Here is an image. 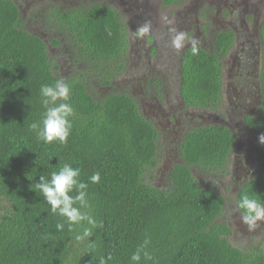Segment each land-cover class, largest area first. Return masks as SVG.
<instances>
[{"label":"trees","instance_id":"1","mask_svg":"<svg viewBox=\"0 0 264 264\" xmlns=\"http://www.w3.org/2000/svg\"><path fill=\"white\" fill-rule=\"evenodd\" d=\"M185 1L164 3L170 8ZM35 19L46 34L57 36L44 39L30 28L15 0H0V264H100L101 257L106 264H134L131 255L146 238L152 259L142 255L140 264H264L262 246L241 249L231 243L234 232L223 220L227 200L203 187L193 173L199 168L225 174L237 140L231 130L217 126L190 132L179 150L181 162L168 174L170 186L146 183L165 148L137 98L115 87L129 53L120 9L98 0L77 8L59 5ZM260 31L261 106L257 117L247 120L257 138L264 134V19ZM233 45L232 33H220L216 53L199 47L193 56L190 47L181 55L182 97L189 107L208 110L222 104L219 57ZM59 55H69L74 63L69 74ZM57 79L70 85L71 94L49 107L71 104L72 127L66 143H45L31 124L44 117L41 86ZM257 155L264 170L259 141ZM65 163L81 170V180L88 183L87 211L102 223L87 241H75L81 226L70 232L36 192L40 178L50 179ZM96 172L100 182L90 183ZM245 193L264 203V178L247 183L238 201ZM61 222L64 228L58 229Z\"/></svg>","mask_w":264,"mask_h":264},{"label":"rangeland","instance_id":"2","mask_svg":"<svg viewBox=\"0 0 264 264\" xmlns=\"http://www.w3.org/2000/svg\"><path fill=\"white\" fill-rule=\"evenodd\" d=\"M15 1L20 6L23 18L30 24V28H33L36 33L41 32L44 39L57 36L56 34L54 35L51 33L46 34L43 28L39 27V22L35 19L36 15H39V13H42L45 16H48L50 13V3L48 4L47 0H36L35 2L32 0ZM102 1L106 2L107 0ZM80 2L82 3H79V6L80 4L81 6H86V4L89 5V3L95 1L80 0ZM122 2L126 4V7L132 6L138 11L145 12L148 17L147 19L150 18L151 22L156 25L157 30L160 32L156 46L160 50L161 57L156 59L152 58L149 54L151 47L148 45L143 46L144 38L137 39L135 37L134 32L136 29L132 26L131 17H128V14L126 13V25H129L131 29L128 32L129 37H132L133 34L134 40H132V46L134 47H132V50L127 56V67L115 81V87L118 92H122V90L125 89L132 91V93L136 95V98L141 101L143 106L152 101L150 96L144 97V84L150 77L144 75L143 72L140 75H137L141 69L145 70V68H148L147 66L144 68L140 67V65L143 66V64H146L145 56L147 55L149 59L151 57L149 60L151 63L150 68L156 69V65L160 64H166L164 66L167 68H171V66H175L176 68L177 62L172 63V58L170 56L168 59V51L163 48L166 44V40L171 44V29L183 31L187 33L188 36V39L184 42V47L179 51L176 49L171 50V54L172 52H181L186 49V47L191 46V38L197 39L199 41V47H203L205 50L212 53L215 51V48L212 47L211 44L215 43V37L219 32L218 30H224L229 27L236 28L235 26L239 22L247 25L245 29H241L240 27L237 28V31H240L241 33V38H238L235 48L225 58L227 65L224 76L225 97L222 100L224 105V108L221 111L222 114L217 117L214 112H210V115L206 114L204 116L202 113L197 112V116L201 118V120H204V117H216L218 122L224 121L232 125L234 129L244 130V124L240 121L241 118L239 114L254 109L257 99L255 87L256 84L258 85V79L255 80L252 78L254 75L252 69L251 71H247L246 77H239L238 66L243 65L244 61L247 64L254 61L257 64L259 63L254 59H250L249 62L245 60L246 58L243 59L242 55L245 54L250 47L254 51L252 45L256 44V41L251 39V34L254 32L253 27L262 21L264 14V0H186L182 4L170 8L165 5L164 0H110L112 5H117L120 9H123ZM253 17L256 18L255 24L252 22ZM205 28L207 29L206 33L204 32ZM244 31L248 32L247 37L251 42L246 41L247 38L244 41L242 33ZM161 42L164 43L163 46L161 45ZM247 43L250 44L246 45ZM68 61L69 55H59V63L63 66L64 73L67 74L70 73V66H74V63ZM259 65H261V63H259ZM258 70L259 69L256 67L254 71ZM147 71L149 70L147 69ZM147 73L150 74L151 77L154 76V73ZM176 88L177 87L173 82L168 86L167 92L169 95L167 96L164 107L165 110H169V112L171 111L170 107H172L173 104H176L177 106L183 104L179 96L180 92ZM101 93L103 94V92ZM145 111L148 117L152 116V113H154V110L152 109L151 111L150 108L145 109ZM190 113L193 112L191 111ZM186 121H188V119ZM164 124L167 127L166 131L169 132V135L173 136L174 134L180 133V130L178 129L179 127H175V125L172 126L171 122H166ZM244 134L246 135L247 133ZM245 135L244 137H246ZM248 137L251 139V142H254L253 136L249 134ZM163 147L167 148L169 146L164 145ZM161 154L163 157L159 168L147 173L146 183L156 188H167L170 186L168 174L174 165L170 164L169 159L167 158L168 156H165L163 151H161ZM196 178L203 186H206L204 185L206 184V181L212 179L208 174L206 175L205 173L200 172H197ZM218 179L217 182L223 181V190H229L231 178L228 177L223 180L221 177H218ZM244 230V232H246V228H244ZM243 234L242 229L239 228L238 232H236V237L231 238V243L235 247L248 249L253 246H262L264 250V225L261 222L256 225L255 232L249 233L252 234V237Z\"/></svg>","mask_w":264,"mask_h":264},{"label":"flooded vegetation","instance_id":"3","mask_svg":"<svg viewBox=\"0 0 264 264\" xmlns=\"http://www.w3.org/2000/svg\"><path fill=\"white\" fill-rule=\"evenodd\" d=\"M32 1H36V0H32ZM48 4L50 3V9H56L57 7H59V5H63L65 7H70V8H77L80 7L78 5L80 2V0H47ZM95 2H97L98 0H94ZM94 3V2H91ZM89 3V4H91ZM107 3H110V0H107ZM111 4V3H110ZM75 5V6H74ZM88 5V4H86ZM114 6V5H113ZM20 7V6H19ZM117 8H119L117 5L115 6ZM122 7L123 9H120V11L124 14L125 16V23H126V13L128 14V17H131L130 19L132 20V26L135 27V29H137L138 26H140L141 24H143L144 22H150L151 23V32L148 36L144 37L143 40V46H150L151 49L149 50V54L152 58H156L158 59V57L160 58L161 54H160V50L158 49V47L156 46V42L157 39L160 35V32L157 30L156 25H154L153 22H151V19H147L148 17L146 16V13L141 12L136 10L134 7L132 6H128L126 7V4L124 2H122ZM140 14H139V13ZM263 19H264V14H263V18L262 21L259 22L258 25H255L254 28V32L251 34V39H253L254 41H256V44L252 45L254 51L251 49V47L246 51L245 54L242 55V58H246L245 60L249 61L250 59H254L257 62L261 63V65H259V63L257 64L255 61L254 62H250L249 64L245 63L243 65L238 66L239 69V77H246L247 75V71L252 69L253 72V77L255 80L258 79V85L256 84L255 87V92L257 93L256 96V105L254 107V109L249 110L248 112H244L240 115V121L244 124V130H237L236 128L234 129V127L232 125H230L229 123H226L224 121L222 122H218L216 117H204V120H201V118H199L197 116V112L198 113H202V115H210V112H214L216 114V116L218 117L222 111V109L224 108L223 102L222 104H220L217 108H211V109H203V108H193V107H189L186 103V101L183 99L182 97V85H183V75H182V56H184L186 49L190 48L186 47V49H184L181 52H172L171 54V50H175L170 43H168V41L166 40V44L164 45V49L166 51H168L167 56L169 59V56L172 58V63H176V68L175 66H171V68H167L166 64H160V65H156V69L155 68H150V62L149 57L146 55L145 56V60H146V64L140 65V67L144 68L145 66H147L148 68H145V70L141 69L139 71V73L137 75H140L142 72L144 75H147L148 78L146 83L144 84V97L146 96H150L151 100L150 103H145L146 105L143 106L141 104V101H138L139 103V107L141 109V112L143 113V115L145 116V118L147 120H149L152 124H154V126L159 130L161 136H162V142L161 145H167L169 147L165 148L163 153L165 156H168L167 158L169 159L170 164H176V163H180L181 162V154L179 152L180 148L182 147L186 137L188 136V134L192 131L195 130H200L206 127H217V126H222L225 127L229 130H231L234 135L236 136L237 140H236V144L234 146V149L232 151V154L229 157V164H228V169L225 172V174L222 175H218L217 173H213L210 171H206V170H199V168H194L193 169V173L195 175V177H197V172L200 173H205L206 175L208 174L210 177H212L211 180L206 181V185L205 187L207 188H211L214 189L216 191H218L220 194H222L225 199L227 200V204L224 210V218L223 220L226 221L228 223V226L233 230L234 234L232 237H236V232H238V229L241 228L242 232L244 233L243 235L247 236L249 235L250 237H252V232H255V227L253 228H249L247 225L243 224L241 222L240 219V213L239 211L236 209L237 203H238V196L239 193H241L242 188L249 182H253L256 181L258 179H263L264 178V170L261 167V164L259 162V158L257 155V147H258V138L256 135H254L253 133H251V131L248 129L247 127V120L249 118L252 117H257L259 110H260V106H261V96H260V78H261V71H262V53H263V44H262V40H261V26L263 23ZM255 20L256 18L253 17L252 22H254L255 24ZM253 24V25H254ZM128 26V32L131 30L130 26ZM236 28H227L224 30H218L219 32L217 33H232L234 35V45L232 50L235 48L236 46V42L238 41V38L240 36V31H237V28L240 27L241 29H245L247 27V25L239 22L236 24L235 26ZM192 31V30H191ZM204 32H207V29H204ZM243 33V38L244 41H248L251 42L249 40L248 36V32H242ZM216 35V36H217ZM151 37L154 38V42L149 44V41L151 39ZM129 53L132 50V40L133 39V34L132 37H129ZM164 42V41H163ZM258 42V43H257ZM164 43L161 42V45L163 46ZM250 43H247L246 45H248ZM212 47L215 48V51L212 53H216V46L215 43L211 44ZM199 47V46H198ZM203 48V47H202ZM154 49L156 50V54L154 55L153 51ZM231 50V51H232ZM230 51V52H231ZM262 51V52H261ZM209 52V51H208ZM230 52L227 55H223L220 56V65L222 67L223 70V98L225 97V86H224V76H225V68H226V56H228L230 54ZM254 52V53H253ZM128 53V55H129ZM211 53V52H210ZM182 55V56H181ZM142 57V56H141ZM127 63H128V58H125ZM141 60V58H140ZM72 62V61H70ZM140 62V61H139ZM79 65V62H77V66ZM257 67V69H259L258 71H254L255 68ZM147 69L149 71H147ZM64 70V68H63ZM147 72L150 73H154V76H150V74H148ZM156 82V84H154ZM175 83L176 85V89L179 90L180 92V99L183 102V104L181 105H176L173 104L172 107H170V112L169 110H165L164 104L166 103L167 100V96L169 95L167 90H168V86L171 83ZM126 91L130 92L135 98L136 95H134L132 93V91H130L129 89H125ZM163 103H162V102ZM179 107V108H178ZM150 108L151 111L152 109L154 110V113H152V116L148 117V115L145 113V109ZM193 113H190V112ZM188 119V121H186ZM166 122H171L172 126L175 125V127H179L178 129L180 130L179 134H174L173 136L169 135V132L166 131L167 127L165 126L164 123ZM183 123V124H182ZM169 127V126H168ZM244 133H247L246 135ZM249 134L251 136H253L254 138V142H251V139L248 137ZM244 135L246 137H244ZM164 142V143H163ZM171 146V147H170ZM166 147V146H165ZM175 162V163H174ZM218 177H221L223 180L225 178L230 177L231 178V182H230V186H229V190L225 189L223 190L222 188V183L223 181L217 182L219 179ZM234 181V182H233ZM201 183V182H200ZM205 183V182H204ZM202 185V183H201ZM203 186V185H202ZM204 187V186H203ZM264 225V221H259ZM257 222V224L259 223ZM256 224V225H257ZM244 228H246V232H244Z\"/></svg>","mask_w":264,"mask_h":264},{"label":"clouds","instance_id":"4","mask_svg":"<svg viewBox=\"0 0 264 264\" xmlns=\"http://www.w3.org/2000/svg\"><path fill=\"white\" fill-rule=\"evenodd\" d=\"M151 23L144 22L137 27L134 35L137 39H143L151 32ZM171 46L177 51L184 47V42L188 39L187 33L171 29ZM199 41L191 38V54L198 55L200 49ZM71 94V88L63 79H57L51 84H43L40 88L41 101L45 108L44 117L39 123H32L31 129L36 132L37 138L45 143L60 142L66 143L72 127L70 117L73 114V107L69 103H60L58 106L49 107L57 100L67 101ZM259 143L264 145V134L258 137ZM41 182L35 184L36 192L41 195L47 204L50 205L54 215L63 217L68 225L70 232L74 231L73 226H81L80 231L75 234V241L83 242L92 236V230L102 227V223L88 213L90 208L88 196V183L81 180V170L65 163L58 171H52L50 179L41 177ZM101 180L98 172L89 177V182L96 184ZM77 193L73 195V190ZM236 209L240 213L241 222L249 228L256 226L257 222L264 221V203L256 198L242 194L237 203ZM58 229L64 228V223L56 225ZM150 244V239L146 238L136 251L131 255L134 264H140L142 255L145 260H151L152 256L146 249ZM108 259H111L109 257ZM100 264H106L103 257Z\"/></svg>","mask_w":264,"mask_h":264}]
</instances>
